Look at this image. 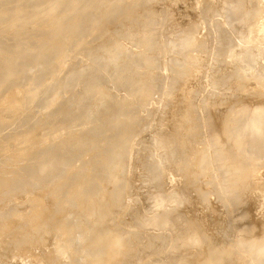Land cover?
Returning <instances> with one entry per match:
<instances>
[{
    "label": "rangeland",
    "instance_id": "obj_1",
    "mask_svg": "<svg viewBox=\"0 0 264 264\" xmlns=\"http://www.w3.org/2000/svg\"><path fill=\"white\" fill-rule=\"evenodd\" d=\"M3 1L8 4L12 2V0ZM25 1L27 2V0ZM228 1L229 0H154L152 2L153 7L150 9L157 16H159L160 26L154 30L156 35L148 45L149 47L146 46L148 48L145 46L140 47V44H138L135 39H127L126 36L121 35L120 32L122 29V22L128 19H137L142 17L145 14V9H140L135 5H131L129 8H125V10L122 11V15L119 17L121 20L115 17L113 19H109L107 22L98 23V25L92 28L94 30H91V33L89 32L88 35H86V33L84 34L83 43L79 46H75V42H70L62 48L60 60L65 59L68 54L71 55V57L65 61L66 65H64L61 72L55 73V75H52L51 78L45 77V79H40L37 82L32 79V81H34L32 84L36 86V90L38 91L41 89L43 90L45 86L52 85V87L46 90L45 94L46 97L50 95L54 96L55 105H51L54 109L49 106L47 112L46 107L42 109L44 106H38L39 103L36 102V100L28 98L27 90L23 91L22 95L17 93L15 89L17 87L18 78L20 77L19 74L13 72L11 77L5 78V81H0V87L3 86L0 88V93L3 90H7V95H16L20 101L19 104L15 105L11 109H8L10 108V106H8L9 104H5L0 101L4 104V106L0 108V264H80L81 262V264H85V261L83 262V258L86 259L88 249H84L82 253H73L68 251L63 252V248L67 247V243L65 242H68L70 238L73 243L72 248L74 247L71 250L74 252H76L75 250L79 251L78 248L81 247L83 241L81 242L76 238L81 235L78 232L85 234V229L88 230L90 228L89 226H95L92 219L93 216L97 215L94 214H100L104 223L102 222L99 225L100 230L98 232L95 230L87 242L93 244L92 246L89 244L91 247L102 243L99 240L101 237L99 235L105 230V232L112 230L116 234L121 235V242H123L121 243L120 249L123 248L124 252L122 256H119L118 259L115 260L117 264H178L176 261H179L181 256L186 257L190 254L191 256H194V259L196 260L194 264H229V262H231L230 264H237V261L240 262L238 264H264V262L261 263L259 253L258 255L255 253V259H253L250 253L246 250L249 248L247 245H249L251 241L255 243L258 241L264 243V200L261 198V187L264 186V155L260 159H256L254 161L255 170L250 178V181L244 187L245 189H238L234 192V198H227L226 202L216 195L215 191L217 186L213 185L208 180V176L212 174L210 173L212 170L208 168L210 167V164L206 162L204 164V168L202 167L203 170H201L202 168L197 165V160H199L200 155L204 152L206 153L209 148L211 150V147L208 146L211 137L215 135L216 132L219 135L221 134V130L227 118L225 115H228V108L230 110H240L244 105L245 107L248 105L252 107L262 104L264 106V85L262 84L264 81V0H244L246 9L242 11L246 21H241V24L233 23L232 25L226 27L221 24V22L225 17V10L229 8ZM256 1H258L257 4ZM112 2L113 0H98L96 8H102L104 5L107 6ZM251 4H253V7ZM176 7H178V9ZM119 9H122L121 6H119ZM246 10H248L247 15L245 13ZM245 15L247 17H245ZM0 16L2 17L1 14ZM11 19L13 20V18ZM22 20H17V22L20 21L19 23L13 20V25L17 27L20 24L22 26L24 24V20ZM252 20L256 21L253 22ZM1 28L2 26L0 25V29ZM16 30L17 31H12L17 33L21 29L18 30V28H16ZM22 30L27 32V28L25 30L23 28ZM9 34L10 33L2 34L0 31V39L3 40L2 43L8 44L6 48L3 47L0 49V53L2 54V57L0 55V64L10 60L11 51L8 49L13 46L12 44H16V42L11 41V34ZM19 34L23 36L24 33L21 31ZM112 34L116 37L115 40L118 42V45L124 48V54L121 59H125L127 56L137 52L149 56L153 65L146 69V79L151 77V81L153 80L151 88L154 90V93L150 94L147 100H145L148 101L146 107L136 108V110L130 107L122 108H130L128 112H125L126 115L123 117L126 119V122L124 124H119L116 128H113V130L109 129L107 131L104 129L106 127H100L105 124L102 122L103 118H101L105 114L102 106L97 109L98 112L96 111L93 113L94 115H91L94 118L91 116L88 117V115L85 114L81 116L82 119L80 121L75 118L64 117L66 109L63 107L72 102L71 100V102L69 101L70 103H67L66 101H68V98L72 99L73 96L68 95L67 97L66 94H63L64 92L62 89L55 90L54 88H56L59 83L61 84V81L64 79L67 72L68 75L70 74L73 76V82L80 79L83 73H85V75L88 74L85 71L86 68L89 67V65H87L89 62H85V56L90 54L91 51L96 53L102 47L100 45L101 43L102 45H105L106 43L108 44L111 40L110 38L113 37L111 36ZM183 34H186L185 36L189 35L192 41V46L191 48L189 47V52L186 53L187 57L190 59H188L187 62L189 67H187L186 74L177 79L174 84L175 87L173 86L174 89L172 88V92L170 94H166L162 91L165 90L169 84V79L173 73L170 70L172 65L171 56L173 55V52L170 51L169 53H166L165 51L166 48L170 47L169 45L172 44L173 40H175L174 36L176 38L177 36L180 38ZM237 35H242L244 38L238 39L234 44H232L233 42L230 41V38L239 37ZM19 37L20 36H17L16 38L19 39ZM105 37H107V39ZM29 39L31 41L32 37ZM217 39H228L231 47L222 50L221 53L215 52L214 46L218 41ZM29 46L31 47V45ZM23 48L27 49L26 45H24ZM73 49L74 53L72 52ZM246 49L253 51L251 60H248L246 56L244 57L242 55L243 50ZM56 50L51 51L50 54L55 55ZM183 55L180 54L179 57L183 58ZM54 58L55 56L52 57V59ZM4 59L5 61H2ZM31 60L32 61L30 62L28 60L27 63H33V65H35V69L43 73L45 72L44 69L53 65L40 61L37 56ZM170 60L171 62H169ZM204 62H206V64ZM189 64H191V66ZM235 64L237 67H235ZM218 67H220L219 70L222 72L221 74L235 71V68H237L238 72L236 76L229 78L226 83L217 84L218 89H213L208 83L213 74V70H216ZM106 70L109 71L107 73H104L105 70L100 71L102 78H105V76L111 72L109 68ZM33 71H35L33 66L30 68L26 67L24 68L22 74L26 78L28 76L31 77ZM89 72L92 73L96 71H92L91 69ZM228 87H230V89ZM187 88L190 89L187 90ZM186 90L187 92H185ZM56 91L58 93H55ZM111 93H113L111 101L116 102V100L123 95L124 89L123 91L115 89L111 91ZM187 93L190 95L189 98L187 97ZM167 96L170 100H167ZM204 100H207L208 105L210 104L206 110H204L201 105ZM45 101L47 102V100ZM100 101H102V99ZM145 101H142V106L145 105ZM56 104L58 105L56 106ZM69 106H71V104ZM69 106H67V109H70ZM73 107L71 109L75 110ZM87 108V105L85 107L81 105L76 110L80 111ZM48 112L51 115L45 116ZM136 117L138 120L135 124H139V127L137 128L133 127L135 124L131 123V121ZM95 118L99 119L98 125H96L97 120ZM222 119L223 122L221 121ZM28 124L31 127H29V129H27ZM89 127H98V129H103L104 131L102 130L101 132V130H99L95 132L90 130ZM215 127L217 129H215ZM157 129L158 132H161V134L158 132L156 133ZM246 130H250L249 133H254L253 128L248 127ZM246 130L243 129L242 133ZM94 136L96 139H94ZM152 137H154V139H162V148L155 147L153 142H151ZM219 138L221 139V137ZM70 139L78 140V143L86 141L85 143H87V148L82 152H79L78 148L76 150L67 149L66 145L69 144L68 141ZM199 140L202 144L204 143L203 141L206 140V143L204 144L207 146L200 143V147ZM61 144L64 145L61 146ZM83 144L84 143H81L78 147L81 148ZM197 146L199 148H197ZM240 148L241 147L237 149ZM89 149L90 151H88ZM21 151L24 155H22ZM51 151H53L54 157L59 162L58 165L62 164V166H66L59 174H53L45 180L38 179L37 183H34V185H27V183H25L27 182V174H29L27 173V169H32L40 164L43 165L45 162L44 160L47 159L45 153ZM25 152H27V154ZM25 154L28 156L26 157ZM149 154H152L151 156L155 158H159V165L156 161V167H154L152 171L148 170L149 164L147 160L150 157ZM194 154L195 156L197 155V158ZM221 154L222 153H220V155ZM21 155L24 156V158ZM160 157L167 158L160 159ZM116 158L118 160H116ZM28 162L30 163L28 164ZM47 162H45L46 164H44V166L48 165ZM31 163L33 165H31ZM215 167L216 166H214V168ZM226 167L228 170L226 172V177L230 180H234L236 177L235 164H227ZM4 168L7 170H4ZM21 168H23L24 171ZM89 168L92 169L90 170ZM194 168L195 170H193ZM8 169H10V171ZM177 170L180 171L178 172ZM197 172L200 174H197ZM113 175L116 176L114 177ZM25 176L26 181H24ZM186 178L191 180L188 181ZM56 179H58V181ZM79 180L81 182H79ZM105 180H108V183H105ZM112 180L115 181L112 182ZM91 181L95 182L92 184ZM51 183H55L53 188L52 186L49 187ZM210 183L212 184L211 186L209 185ZM103 184H105V186ZM190 184L192 186H189ZM43 185L45 188H43ZM51 189H53L52 193ZM124 189L126 190L125 192ZM200 189H207L208 192L206 194H202V190ZM39 190L43 193V205L42 200L38 201V197L36 196V194L40 193ZM162 190L165 191L163 192ZM107 191H111L112 193L108 192V194ZM118 192L120 195L116 194ZM174 193H179L180 195L178 194V196H174ZM53 195L56 197L60 196L58 198L60 200L57 201L56 199H53ZM75 196H77V198ZM92 197L95 198V200L93 199L92 201ZM118 197L120 200L117 199ZM163 197L165 200L162 203H159V200ZM173 197H180L182 199V203L177 204L172 202L171 200ZM67 201L69 202L67 203ZM40 202L41 204L38 206L36 203ZM108 204L109 206H112V208L110 207V211V208L108 209ZM92 205L93 208L91 210ZM94 206H96V208H94ZM41 207L46 208L44 213H42L43 211H39ZM34 208H38L37 212H35V214L33 213V216H31L32 214L29 215V209L31 212ZM57 208L59 209V212ZM162 209L164 212L170 213L171 215V219H168L167 223H160V225H158V218L145 221V218L148 215L162 212ZM72 210H74V212H72ZM88 210L89 212L91 210V212L89 213ZM107 210L110 215L107 214ZM76 212L77 214H74ZM78 213L80 214L79 216ZM45 214L47 215V218L44 217L46 216ZM60 214H63V217L60 216ZM105 216L107 218H105ZM215 216L217 218H215ZM109 218V223H107L108 221L105 222ZM31 220H33V223ZM111 220L113 221L111 222ZM117 220L118 224L116 223ZM143 221L145 223L142 224L141 222ZM35 225L37 227H35ZM116 225L119 228L122 225L123 227H121L120 230ZM11 226H13L12 229ZM23 226L26 228H23ZM59 229H62V231L64 230L63 232H65V236L61 232L60 234L58 231H54ZM189 229L193 232L195 231L197 233V237L201 236L200 239L203 238L201 240L203 243L189 244L188 241L185 240V237H183V231ZM25 231L28 232L26 233ZM53 233L55 234L53 235ZM15 236L17 238H15ZM240 237H243L244 240L249 241L250 243L248 242V244H243L241 246L238 245L237 242ZM229 240L232 241V243ZM32 241L33 245L30 246ZM124 241H126V244ZM26 244L27 246H25ZM123 244H125V247ZM90 246H88L89 249ZM16 248L20 249L17 251ZM193 248L196 249L193 251ZM48 252L51 254L52 258L47 256ZM55 257L58 258L55 259ZM235 258L237 260H235ZM114 262L112 264L116 263Z\"/></svg>",
    "mask_w": 264,
    "mask_h": 264
},
{
    "label": "bare ground",
    "instance_id": "obj_2",
    "mask_svg": "<svg viewBox=\"0 0 264 264\" xmlns=\"http://www.w3.org/2000/svg\"><path fill=\"white\" fill-rule=\"evenodd\" d=\"M6 1V0H5ZM11 1V0H10ZM98 0H27V2L25 0H12V2H10V4L5 3L3 0H0V14L2 15V17L0 16V25L2 26V28L0 29V31L3 33H10V38L12 39L11 41L16 42V44H12L13 46L11 48H9L8 50L11 51V56H10V60L2 62V64H0V81L4 80L5 78L11 77L12 73H16L20 75V79L18 78L17 81V87H16V91L18 94H23V91L27 90V95L28 98L31 100H36V102L39 103L38 106H44L42 107L45 108L46 107V112L48 111L47 109L49 108V106H54L55 105V101L53 98V95H50L48 97H46V90L50 87H52V85H48L45 86L43 88V90H36V86H34V84H32V82H37L40 79H45V77H49L51 78L52 75H55V73L61 72L63 70V67L65 64V61L68 60L71 55H67V57L65 59H61V51L62 48L65 47L67 44H69L70 42H75V46H79L81 43H83V36L86 33V35L89 34V32L91 33V30L93 27H95L96 25H98V23H103V22H107L109 19H113V18H117L120 19L119 17L122 15V11L125 10V8H129V6L131 5H135L140 9H145V14L142 17H139L137 19H128L125 20L124 22L121 23V35H125L126 38H133L137 41L138 44H140V47L142 46H148L151 43V40H153V37H155L156 33H155V29L158 28L160 26V20H159V16H157L154 12H152V10L150 8L153 7V1L154 0H113V2L109 5H104L102 8L98 7V9L96 8V4H97ZM175 1V0H174ZM251 1V0H250ZM224 2V1H223ZM258 1H256L257 4ZM14 3V4H13ZM251 3V2H250ZM101 4V3H99ZM249 4V3H248ZM260 4V3H259ZM119 6H121V8L123 9H119ZM251 6L253 7V4H251ZM228 7L225 12H224V19L221 22V24L225 25L226 27L229 25H232L233 23L236 24H241V21H246V18H244L243 16V11L246 9V6L244 4V0H229L228 1ZM254 7H258V6H254ZM178 9V7H176ZM253 9V8H252ZM258 9V8H257ZM255 10V9H253ZM242 11V13H241ZM247 11H245L246 15H247ZM256 12V11H254ZM245 15V17H247ZM255 15V14H254ZM216 16V14H215ZM253 16V15H252ZM212 17V16H210ZM13 18V20L15 22H17V20H24V24L20 27L19 25L16 27L15 25H13V20L11 19ZM222 19V17H221ZM254 19V18H252ZM22 20V21H23ZM121 20V19H120ZM119 20V21H120ZM208 20V19H207ZM250 20V19H249ZM219 21V20H218ZM253 22L256 20H252ZM20 21H18L17 23H19ZM22 23V22H21ZM211 23V22H210ZM253 24V23H252ZM26 25V26H25ZM212 25V24H211ZM247 27V26H246ZM16 28H18L17 33H15ZM24 28V30L27 28V32H24L22 29ZM232 28V27H231ZM210 29V27H209ZM238 29V28H237ZM15 30V31H12ZM30 30V31H28ZM216 30V29H215ZM23 32V36L21 34H19L20 32ZM151 31V32H149ZM153 31V32H152ZM179 32V31H177ZM234 32V31H233ZM110 33V31H109ZM180 34V33H179ZM178 34V35H179ZM191 34V33H190ZM211 34V33H210ZM217 34V32H216ZM220 34V33H219ZM260 34V33H259ZM186 34H183L180 38L177 36V38L174 36V39L172 44L169 45V48H166V53H169L170 51L173 52L172 57V62L171 60L169 62H171V67L170 70L173 72L171 75V78L169 79L170 82L167 85V87L165 88V90H163V93L166 94H170L172 92V88L174 89L175 87V82L177 81L178 78L182 77L183 75L186 74L187 72V67L188 64V59L189 57H187V54L189 51V47L191 48L192 46V41H191V37L185 36ZM236 35V34H235ZM243 35V34H242ZM239 36V37H235V38H230V41L233 42L232 44H234L236 42V40L244 38ZM17 36H20L19 39L16 38ZM110 39V42L105 45H102V43L100 44L102 47L95 53L92 52L88 55H86L85 57V62H89L87 65H89V67L86 68V71L88 74L85 75V73L82 74V76L80 77V79H78L77 81L73 82V76H71L70 74L68 75L65 74L64 79L61 81V84L59 83L57 85L56 88H54L55 90L57 89H62L63 90V94H66V96L68 97V95H72V99L68 98V101H66L67 103L69 102L71 104V106L75 108V110H72L71 106L67 105L70 107L67 109V106L65 105L63 108L66 109V114L64 115V117L67 118H75L78 119L79 121L82 119V115H88V117H90L93 113H95L97 111V109L102 106L105 114L102 119V122L105 123L104 126H100V127H106L104 129H106L107 131L113 130V128H116L119 124H124L126 122V119H124L123 117L126 115L125 112H128V110L130 108H133L136 110V108H143L146 107L148 104L147 98L149 97L150 94L154 93V90L151 88V85L153 84L151 81V77L149 79H146L147 74H146V69L149 66H152V62L149 58L148 55L142 54L140 52L137 53H133L130 56H127L125 59H121V57L124 54V48L120 45H118V42H116V37H114V35L112 34ZM192 36V35H191ZM212 36V35H211ZM4 37V36H3ZM30 37H32L31 41H30ZM261 37V36H260ZM5 38V37H4ZM107 39V37H105ZM237 38V39H236ZM130 39V40H131ZM173 39V38H171ZM193 39V38H192ZM34 40V41H33ZM218 40V39H217ZM2 39H0V49H2L3 47L6 48V46H8V44H3L2 43ZM7 41V40H6ZM33 41V42H32ZM10 42V40H9ZM32 42V43H31ZM99 42V41H98ZM11 43V42H10ZM216 45L214 46V50L215 52L221 53L222 50L224 49H228L229 47H231L230 42H228V39H219L216 43ZM228 44H230L229 46H227ZM24 45H26L27 49H24ZM31 45V47L29 46ZM153 45V43H152ZM149 47V46H148ZM146 47V48H148ZM166 47V46H165ZM227 47V48H226ZM87 48V47H86ZM89 48V47H88ZM57 49V50H56ZM56 50V54L55 55H51V51ZM164 50V49H163ZM58 51V52H57ZM162 51V50H161ZM160 51V53H161ZM187 51V52H186ZM220 51V52H219ZM74 53V49L72 51ZM264 52V51H263ZM6 54V53H5ZM180 54H184L183 58L179 57ZM204 54V53H203ZM264 54V53H263ZM1 57L2 54L0 53ZM7 55V54H6ZM5 55V56H6ZM151 55V54H150ZM191 55V54H190ZM198 55V54H197ZM242 55L248 58V60H251V56L253 55V51H249L248 49L243 50ZM4 56V55H3ZM35 56L38 57V59H40V61H44L45 63H50L53 64L52 66H49L48 68L44 69L45 72H39L35 69V65L29 64L27 63V61L29 60L32 61L31 59H33ZM54 59H52V57H54ZM189 56V54H188ZM200 56V55H199ZM199 56H198V61H199ZM7 57V56H6ZM168 57V58H171ZM187 57V58H186ZM194 57V56H193ZM192 57V58H193ZM191 58V56H190ZM196 58V57H195ZM194 58V59H195ZM203 58V57H202ZM55 61V62H53ZM193 59V60H194ZM205 59V57H204ZM51 60V61H50ZM96 60V61H95ZM190 60V59H189ZM247 60V59H246ZM247 60V61H248ZM163 61V60H162ZM196 61V60H195ZM168 62V61H167ZM197 62V61H196ZM260 62V61H259ZM39 63V62H38ZM206 64V62H204ZM261 63V62H260ZM259 63V64H260ZM29 64V65H28ZM196 64V63H195ZM191 66V64H189ZM236 65V64H235ZM34 67L33 74L31 77H25L22 72L24 70V68L26 67ZM197 66V64H196ZM234 66V64H233ZM237 67V65L235 66ZM110 69V74L106 75L105 78H102L100 75V71H104V73H107L109 70L106 69ZM196 68V67H195ZM244 68V66H243ZM92 71H96V72H89V70ZM193 69V67H192ZM220 67L216 68V70H213V74L210 77V81H209V86L212 87L213 89H218L217 84H224L226 83L227 80H229V78H231L232 76H236L237 74V68H235V71H230L229 73H223L220 72ZM197 70V69H196ZM264 70V69H263ZM16 71V72H15ZM29 71V70H28ZM190 72V69H189ZM203 72V71H202ZM261 72V71H260ZM264 72V71H263ZM99 74V75H97ZM191 74V73H190ZM221 74V75H220ZM22 75V76H21ZM189 75V74H187ZM161 76V75H160ZM163 76V75H162ZM196 76V75H194ZM197 77V76H196ZM160 78V77H159ZM186 78V77H185ZM32 79H34V81H32ZM163 79V78H162ZM162 81V80H161ZM183 81V80H182ZM187 81V80H186ZM234 81V80H233ZM262 81V80H261ZM158 84V83H157ZM262 84L264 85V81L262 82ZM159 85V84H158ZM262 85V86H263ZM174 86V87H173ZM228 86V85H227ZM3 86H1L0 88H2ZM33 87V88H32ZM41 87V86H40ZM39 87V89H40ZM163 87V84H162ZM258 87V85H257ZM261 87V86H260ZM75 88V89H74ZM230 89V87H228ZM227 88V89H228ZM118 89V90H122L124 89V93L123 95H121L118 100H116V102L111 101L112 100V94L111 91ZM190 88H187V90ZM263 89V88H262ZM187 90L185 92H187ZM195 90V89H194ZM202 90V89H201ZM264 90V89H263ZM80 91V92H79ZM255 91V90H254ZM127 92V93H126ZM198 92V91H197ZM257 92V91H255ZM55 93H58L57 91ZM81 93V94H80ZM190 93V92H189ZM258 93V92H257ZM1 97H0V101L5 104H9L8 106H10L11 109L12 107H14L15 105L19 104L20 101L18 100V98L16 97V95L13 96H9L7 95V90H3L1 93ZM80 94V95H79ZM101 94V95H99ZM188 94V93H187ZM57 95V94H56ZM261 95V94H259ZM222 96V95H220ZM262 96V95H261ZM188 98L190 97V95L188 94L187 96ZM186 97V98H187ZM47 100V102L45 100ZM102 99V101H100ZM203 99V98H202ZM219 99V98H218ZM167 100H170L167 96ZM45 101V103H44ZM49 101V102H48ZM142 101H145V105L142 106ZM182 101V100H181ZM0 102V108H2L4 106V104H2ZM202 102V101H201ZM74 103V104H73ZM244 104V103H243ZM46 105V106H45ZM58 104H56L57 106ZM88 106L87 109H82L80 111L76 110L78 109L79 106ZM132 105V106H131ZM202 108L204 110H206V108L210 105H208L207 100H204V102L201 104ZM240 105V104H239ZM242 105V104H241ZM51 106V107H52ZM55 106V107H56ZM124 107H130L128 109H122ZM191 107V106H190ZM52 109H54L52 107ZM188 110V109H187ZM50 111V109H49ZM134 111V110H132ZM62 112V111H61ZM98 112V111H97ZM228 115L226 118V122L223 125V128L221 130V134L219 135L217 132L215 135H213L210 139V142L208 144L209 147H211L208 149V151H206V153L204 152L202 155H200L199 160H197V165L200 166V168H204V164L206 162H208L210 164V167H208L210 170H212L210 173H212L211 175L208 176V180L213 184L216 185V195L218 197H220L221 199H223L225 202L227 200V198L233 199L234 198V192H236L238 189H243L248 182L250 181V178L255 170V164L254 161L256 159H260L261 157H263L264 155V106L262 105H257V106H252L250 107L249 105L245 107V105L239 110H230L228 108L227 111ZM30 113V112H29ZM132 113V112H130ZM47 114V113H45ZM51 114L48 112L47 115L45 116H50ZM94 115V114H93ZM98 115V114H96ZM149 115V114H148ZM44 116V115H43ZM42 116V117H43ZM224 116V117H225ZM41 117V116H40ZM80 117V118H79ZM92 117V116H91ZM96 117V116H95ZM130 117V115H129ZM94 118V117H92ZM91 119V118H90ZM96 119V118H95ZM132 119V118H131ZM225 119V118H224ZM97 124L98 125V121L99 119H96ZM137 117L134 118L131 123L135 124V122L137 121ZM40 121V120H39ZM115 121V122H114ZM223 122V119L221 120ZM89 122V121H87ZM34 123V122H32ZM31 123V124H32ZM42 123V122H41ZM36 124V123H35ZM222 124V123H221ZM33 125V124H32ZM43 125V124H42ZM41 125V127L43 128V126ZM84 125V123H83ZM95 125V124H94ZM146 125V124H145ZM90 126V125H89ZM253 128L254 133H249V131L246 130V128L248 127ZM26 127V125H25ZM29 124H28V128L29 129ZM34 127V125H33ZM32 127V128H33ZM133 127L137 128L139 127V124H135L133 125ZM21 128V127H20ZM31 128V127H30ZM41 128V129H42ZM26 129V130H27ZM90 130L93 131H99L101 129H98V127H89ZM215 129H217L215 127ZM243 129H245L246 131L244 133ZM24 130V129H22ZM103 130V129H102ZM101 130V132H102ZM21 131V130H20ZM31 131V130H29ZM38 131V130H37ZM104 131V130H103ZM217 131V130H216ZM220 131V130H219ZM18 132V131H17ZM28 132V130H27ZM60 132V130H59ZM70 132V131H69ZM158 132V129L156 131V133ZM19 133V132H18ZM21 133V132H20ZM61 133V132H60ZM161 134V132H158ZM36 134V132H35ZM78 134V133H77ZM86 134V133H85ZM95 134V133H94ZM214 134V133H213ZM79 135V134H78ZM87 135V134H86ZM100 135V134H99ZM211 136V135H210ZM10 137V136H9ZM28 137V136H27ZM95 137V136H94ZM127 137V135H126ZM221 137V139L219 138ZM44 138V137H43ZM89 138V137H88ZM130 138V137H129ZM26 139V138H25ZM24 139V140H25ZM29 139V138H27ZM47 139V138H45ZM96 139V137L94 138ZM93 139V140H94ZM207 139V138H206ZM125 140V139H124ZM153 142V144L155 145V147L157 148H162V142H161V138H156L154 139V137H152L151 139ZM28 141V140H27ZM40 141V140H39ZM206 141V140H205ZM205 141H203L204 143H206ZM31 142V141H30ZM29 142V143H30ZM46 142V141H44ZM69 144H67V149H74L76 150L77 148L79 149V152L84 151L87 148V143H85L84 141H81L80 143H78V140H73L70 139ZM208 142V141H207ZM28 143V144H29ZM67 143V142H66ZM78 143V144H77ZM81 143H84L81 148L78 147L81 145ZM200 140H199V144H200ZM202 144L204 146H207L205 144ZM152 144V143H151ZM200 144V147H201ZM64 144H61V146ZM26 146V145H25ZM41 146V145H40ZM55 146V144H54ZM150 146V145H149ZM241 147L240 149H237ZM22 148V147H21ZM39 148V147H38ZM42 148V146H41ZM46 148V147H44ZM116 148V147H115ZM197 148H199L197 146ZM208 148V147H207ZM82 149V150H80ZM99 149V148H98ZM26 150V149H25ZM29 150V149H27ZM44 150V149H43ZM95 150V149H94ZM40 151V150H39ZM90 151V149L88 150ZM93 151V150H92ZM91 151V153H92ZM196 151V149H195ZM22 152V151H21ZM20 152V153H21ZM77 152V153H79ZM152 152V151H151ZM162 152V151H161ZM160 152V153H161ZM203 152V151H202ZM27 154V152H25ZM34 153V151H33ZM88 153V152H87ZM149 153V152H148ZM153 153V152H152ZM220 153H222V157L220 155ZM25 154V156H26ZM47 156L46 160H44L45 162L48 163V165L44 166V164H46L44 162V164H40L39 166L37 165V167H33L32 169H27V185L31 184L34 185V183H37L38 179L40 180H45L46 178H49L51 175L53 174H59L61 172V170L66 166H62V164L58 165L59 162L57 161V159L54 157L53 155V151L45 153ZM90 154V152H89ZM22 155L23 152H22ZM21 155V156H22ZM33 155V154H32ZM36 155V154H35ZM39 155V154H38ZM150 155V154H149ZM152 155V154H151ZM149 157V159L147 160L148 162V170L152 171L154 169V167H156L155 162L157 161L158 165H159V158H155L153 156ZM154 155V154H153ZM210 155V156H209ZM28 156V155H27ZM26 156V157H27ZM123 156V155H122ZM195 156V154H194ZM197 156V155H196ZM195 156V157H196ZM24 158V156H22ZM111 157V156H110ZM147 157V156H146ZM194 157V158H195ZM122 158V157H121ZM125 158V157H124ZM123 158V159H124ZM167 157H163L160 159H166ZM193 158V159H194ZM197 158V157H196ZM195 158V160H196ZM31 159V158H29ZM37 159V157H36ZM264 159V158H263ZM26 160V159H23ZM115 160V159H114ZM116 160H118L116 158ZM104 161V160H103ZM260 161V160H259ZM31 162V161H30ZM28 162V164L30 163ZM61 162V161H60ZM33 163V162H32ZM31 163V165H33ZM111 163V162H110ZM27 164V163H26ZM25 164V165H26ZM86 164V163H85ZM97 164V163H96ZM192 164V163H191ZM227 164H235L236 166V177L234 180H230L226 177V172ZM35 165V162H34ZM51 165V166H50ZM73 165V164H72ZM88 165V164H87ZM22 166V165H21ZM28 166V165H27ZM90 166V165H88ZM87 166V167H88ZM97 166V165H96ZM118 166V165H117ZM197 166V167H198ZM214 166H216L214 168ZM23 167V166H22ZM85 167V166H84ZM160 167V166H159ZM191 168V167H189ZM188 168V169H189ZM203 168L201 170H203ZM6 168H4L5 170ZM23 170V168H21ZM20 169V170H21ZM90 170L92 168H89ZM118 169V168H117ZM7 170V169H6ZM10 171V169H8ZM26 170V169H25ZM77 170V169H76ZM82 170V169H81ZM88 170V169H87ZM86 170V171H87ZM113 170V169H112ZM195 170V168L193 169ZM197 170V169H196ZM14 171V170H12ZM17 171V170H16ZM24 171V170H23ZM36 171V172H35ZM79 171V170H78ZM85 171V173H86ZM118 171V170H117ZM178 171V170H177ZM180 171V170H179ZM178 171V172H179ZM190 171V170H189ZM192 171V170H191ZM20 172V171H18ZM99 172V171H98ZM188 172V171H186ZM193 172V171H192ZM7 173V172H6ZM9 173V172H8ZM22 173V172H20ZM77 173V172H76ZM83 173V172H82ZM90 173V172H88ZM150 173V172H149ZM184 173V172H183ZM14 174V173H13ZM97 174V173H96ZM95 174V175H96ZM99 174V173H98ZM186 174V173H185ZM196 174V172H195ZM197 174H200L197 172ZM12 175V172H11ZM10 175V176H11ZM192 175V173H191ZM220 175V176H219ZM2 176V175H1ZM88 176V175H87ZM114 177L116 175H113ZM193 176V175H192ZM195 176V175H194ZM199 176V175H198ZM201 176V175H200ZM9 177V176H8ZM23 177V176H22ZM64 178V177H62ZM67 178V177H65ZM92 178V177H90ZM97 178V177H96ZM161 178V177H160ZM190 178V177H189ZM187 179L186 180H191V179ZM26 181V176L24 178ZM68 179V178H67ZM93 179V178H92ZM203 179V178H202ZM8 180V179H7ZM58 181V179H56ZM95 180V179H94ZM98 180V179H97ZM109 180V179H108ZM108 180H105V183H108ZM116 180V179H115ZM115 180H112L115 181ZM160 180V179H159ZM158 180V181H159ZM197 180V179H196ZM199 180V179H198ZM15 181V179H14ZM55 181V182H57ZM63 181V180H62ZM200 181V180H199ZM16 182V181H15ZM79 182H81L79 180ZM92 184L95 181H91ZM89 182V183H91ZM101 182V181H99ZM161 182V181H159ZM58 183V182H57ZM61 183V182H60ZM125 183V181H124ZM194 183V181H193ZM192 183V184H193ZM209 184L210 186L212 184ZM16 184V183H14ZM42 184V183H40ZM44 184V183H43ZM63 184V182H62ZM61 184V186H62ZM100 184V183H99ZM189 184V183H188ZM187 184V185H188ZM198 184V183H197ZM201 184V183H200ZM199 184V185H200ZM26 185V186H27ZM39 185V184H38ZM37 185V186H38ZM55 185V183H51V185H49V187ZM105 186V184H103ZM112 185V184H111ZM194 185V184H193ZM36 186V187H37ZM87 186V185H86ZM84 186V187H86ZM97 186V185H96ZM109 186V185H108ZM189 186H192L191 184ZM198 186V185H197ZM201 186V185H200ZM205 186V185H204ZM4 187V186H3ZM80 187V186H78ZM91 187V186H90ZM181 187V186H180ZM179 187V188H180ZM199 187V186H198ZM202 187V186H201ZM31 188V187H30ZM29 188V189H30ZM34 188V187H33ZM38 188V187H37ZM43 188L44 185H43ZM47 188V185H46ZM103 188V187H102ZM118 188V186H117ZM162 188V186H161ZM187 188V187H186ZM197 188V187H196ZM28 189V188H27ZM50 189V188H49ZM119 189V188H118ZM245 189V188H244ZM38 190V189H37ZM41 190V188H40ZM39 190V191H40ZM47 190V189H46ZM51 189V193H52ZM76 190V189H75ZM82 190V189H81ZM80 190V191H81ZM85 190V189H84ZM109 190V189H107ZM173 190V189H172ZM202 190V194H206L208 192V190L206 191L205 189H200ZM210 190V189H209ZM262 190V195L261 198L262 200H264V186L261 187ZM26 191V190H25ZM38 191V192H39ZM79 191V192H80ZM104 191V190H103ZM126 190L124 189V192ZM163 191V190H162ZM165 191V190H164ZM163 191V192H164ZM244 191V190H243ZM37 192V193H38ZM45 192V190H44ZM105 192V191H104ZM109 191H107L108 193ZM111 192V191H110ZM109 192V193H110ZM128 192V191H127ZM200 192V191H199ZM106 193V194H107ZM108 193V194H109ZM112 193V192H111ZM166 193V192H165ZM42 192L40 191V193L36 194V196L38 197V201L42 200ZM105 194V195H106ZM117 195H120V193H116ZM174 196H178V194L174 193ZM212 194V193H211ZM240 194V193H239ZM48 195V194H47ZM96 195V194H95ZM180 195V194H179ZM78 196V195H77ZM77 196H75L77 198ZM116 196V195H115ZM214 196V195H213ZM60 196H55L53 195V199H56L57 201H59L60 199H58ZM80 197V196H79ZM99 197V196H98ZM112 197V196H111ZM184 197V196H183ZM226 197V198H225ZM75 198V199H76ZM100 198V197H99ZM103 198V197H102ZM106 198V197H105ZM164 198V197H163ZM161 198L159 200V203H162L165 198L163 199ZM172 198V197H171ZM216 198V197H215ZM51 199V198H50ZM67 199V198H66ZM93 199L95 200V198L92 197V201ZM104 199V198H103ZM119 199V197L117 198ZM105 200V199H104ZM108 200V199H107ZM115 200V199H114ZM120 200V199H119ZM169 200V199H168ZM202 200V199H201ZM43 201L42 200V205H43ZM74 201V200H72ZM172 202H175L177 204L182 203V199L180 197H173V199L171 200ZM207 201V199H206ZM220 201V200H219ZM26 202V201H25ZM28 202V201H27ZM37 202V201H36ZM69 201H67L68 203ZM90 202V200H89ZM113 202V199H112ZM118 202V201H116ZM115 202V204H116ZM72 203V202H71ZM109 203V202H108ZM23 204V203H21ZM32 204V202H31ZM41 204L40 203H36ZM54 204V203H53ZM93 204V203H92ZM114 204V203H113ZM167 204V203H166ZM176 204V205H177ZM48 205V204H47ZM58 205V204H57ZM62 205V204H61ZM120 205V204H119ZM168 205V204H167ZM174 205V204H172ZM171 205V206H172ZM227 205V204H226ZM261 205V204H260ZM31 206V205H30ZM36 206V205H35ZM41 206V205H40ZM59 206V205H58ZM64 206V205H63ZM97 206V205H96ZM96 206H94V208H96ZM109 206V204H108ZM123 206V205H122ZM121 206V207H122ZM170 206V204H169ZM228 206V205H227ZM257 206V205H256ZM66 207V205H65ZM91 207V206H90ZM112 208V206H109V208ZM119 207V206H118ZM18 208V207H17ZM33 208V207H32ZM31 208V209H32ZM40 208V207H38ZM37 208V209H38ZM52 208V207H51ZM69 208V207H68ZM72 208V207H71ZM86 208V207H85ZM93 208V205L91 207V210ZM111 208L109 209V211L111 210ZM117 208V207H115ZM28 209V208H27ZM37 209H33L30 212L29 215L33 216L35 214V212H37ZM46 208H42L39 209V211H43L42 213H44V210ZM60 209V207H59ZM59 209L57 208L58 212ZM73 209V208H72ZM83 209V208H81ZM89 209V208H88ZM114 209V208H113ZM169 209V208H168ZM55 210V208H54ZM61 210V209H60ZM90 210V212H91ZM119 210V209H118ZM117 210V212H118ZM24 212V210H23ZM52 212V210H51ZM63 212V209H62ZM61 212V213H62ZM72 212H74V210H72ZM89 212V210H88ZM89 212V213H90ZM163 212V213H162ZM162 212H158V213H154L151 215H148L145 218V221H148L149 219H159V223L158 225H160V223H167L168 219H171V215L170 213L164 212V210L162 209ZM34 213V214H33ZM41 213V214H42ZM46 213V212H45ZM120 213V212H119ZM16 214V213H15ZM59 214V213H58ZM74 214H77L74 213ZM86 214V213H85ZM107 214L110 215V213L107 210ZM25 215V214H24ZM46 215V214H45ZM49 215V214H48ZM63 215V214H62ZM60 214V216H62ZM71 215V214H69ZM68 215V216H69ZM80 214L78 213V216ZM88 215V214H87ZM97 216H93V221L95 224V226H89L90 228L87 230L85 229V234L81 233V232H77L80 233V236H77L76 238L79 239L81 242L83 241V243L81 244V247L78 248L79 251L75 250L76 252L72 251V242L69 238L68 242L66 241L65 243H67V247L63 248V252L64 251H68V252H73V253H79L84 250V249H88V255L85 258H83V262L85 261V264H112L116 259H118L119 256H122L124 250L123 248L120 249L121 247V235L116 234L114 231H109V232H103L99 235L100 237V242L99 244H96L95 246L91 247L93 244L88 243L87 241L89 240V238H91L90 236L92 235V233L96 230L97 232L100 230L99 229V225L104 221L103 218L101 217L100 214H94ZM118 215V214H117ZM120 215V214H119ZM10 216V215H9ZM53 216V215H52ZM67 216V217H68ZM86 216V215H85ZM90 216V215H89ZM107 216V215H106ZM105 216V218H107ZM22 217V216H21ZM25 217V216H24ZM47 218V215L44 216ZM59 217V216H58ZM63 217V216H62ZM61 217V218H62ZM70 217V216H69ZM92 217V216H91ZM122 217V215H121ZM151 217V218H150ZM12 218V217H11ZM45 218V219H46ZM49 218V217H48ZM57 218V217H56ZM60 218V219H61ZM119 218V217H118ZM215 218H217L215 216ZM220 218V217H219ZM8 219V218H7ZM18 219V218H17ZM113 219V218H111ZM15 220V219H14ZM23 220V219H22ZM59 220V218H58ZM106 220V219H105ZM109 220H106L105 222L109 223ZM120 220V219H119ZM126 220V219H125ZM203 220V219H202ZM10 221V219H9ZM8 221V222H9ZM17 221V220H16ZM33 223V220H31ZM57 221V220H56ZM66 221V220H65ZM113 220H111L112 222ZM222 221V220H220ZM55 222V221H54ZM60 222V221H59ZM110 222V223H111ZM125 222V221H124ZM206 222V221H205ZM209 222V221H207ZM15 223V222H14ZM21 223V222H20ZM67 223V221H66ZM104 223V222H103ZM118 224V220L116 222ZM123 223V221H122ZM142 224L145 223L144 221L141 222ZM226 223V222H225ZM2 224V223H1ZM35 224V223H34ZM38 224V223H37ZM36 224V225H37ZM42 224H43V219H42ZM87 224V223H86ZM208 224V223H207ZM213 224V223H212ZM219 224V223H218ZM7 225V224H6ZM12 225V223H11ZM16 225V224H14ZM35 225V227H37ZM92 225V224H91ZM126 225V224H125ZM259 225V224H257ZM44 226V225H41ZM87 226V225H86ZM105 226V225H104ZM117 226V225H116ZM115 226V227H116ZM121 226V225H120ZM127 226V225H126ZM227 226V225H226ZM232 226V225H231ZM13 226H11L12 229ZM34 227V225H33ZM63 227V226H62ZM101 227V226H100ZM112 227V224H111ZM118 227V226H117ZM123 227V225L121 226ZM120 227V228H121ZM207 227V226H206ZM233 227V226H232ZM258 227V226H257ZM15 228V226H14ZM13 228V229H14ZM23 228H26L23 226ZM43 228V227H42ZM41 228V229H42ZM107 228V226H106ZM119 228V227H118ZM119 228V229H120ZM126 228V227H125ZM187 229V228H186ZM202 229V227H201ZM227 229V228H226ZM37 230V229H36ZM73 230V229H72ZM104 230V229H102ZM121 230V229H120ZM204 230V229H203ZM257 230V229H256ZM10 231V230H9ZM54 231H58L59 233L61 232L62 234H64L65 232L62 231V229L59 230H54ZM130 231V230H128ZM226 231V230H225ZM253 231V230H252ZM255 231V230H254ZM12 232V231H11ZM23 232V231H22ZM26 232V231H25ZM28 232V231H27ZM26 232V233H27ZM39 232V231H37ZM45 232V231H44ZM53 232V231H52ZM67 232V231H66ZM101 232V231H100ZM195 232V231H194ZM192 230H184L183 231V237H185V240L188 241V243H203V241H201L202 239L201 236L197 237V233L195 234ZM40 233V232H39ZM60 233V234H61ZM96 233V232H95ZM94 233V234H95ZM216 233V232H215ZM8 234V232H7ZM6 234V235H7ZM11 234V233H10ZM13 234V233H12ZM38 234V233H37ZM51 234V233H50ZM55 233H53L54 235ZM127 234V233H126ZM125 234V235H126ZM129 234V233H128ZM199 234V233H198ZM28 235V234H27ZM52 235V234H51ZM98 235V234H97ZM124 235V236H125ZM130 235V234H129ZM128 235V236H129ZM196 235V236H195ZM219 235V234H218ZM227 235V234H226ZM3 236V235H2ZM5 236V235H4ZM18 236V235H17ZM23 236V235H22ZM32 236V235H31ZM39 236V235H38ZM45 236V235H44ZM65 236V234H64ZM121 236V237H120ZM229 236V235H227ZM238 236V235H236ZM6 237V236H5ZM8 237V236H7ZM30 237V235H29ZM41 237V235H40ZM67 237V236H66ZM127 237V236H126ZM216 237V236H215ZM220 237V236H218ZM254 237V236H253ZM257 237V236H256ZM15 238H17L15 236ZM25 238V237H24ZM65 238V237H64ZM74 238V239H76ZM97 238V236H96ZM238 238V237H237ZM246 238V237H245ZM2 239V238H1ZM93 239V238H92ZM128 239V238H127ZM222 239V238H221ZM228 239V238H227ZM43 240V239H42ZM125 240V238H124ZM205 240V239H204ZM217 240V239H216ZM26 241V240H25ZM30 241V240H29ZM70 241V242H69ZM127 241V240H126ZM126 241H124V243L126 244ZM185 241V242H186ZM224 241V240H223ZM230 241V240H229ZM91 242V241H89ZM225 242V241H224ZM227 242V241H226ZM232 243V241H230ZM249 241H246L243 239V237H240L238 240V245H246L248 244ZM95 243V242H94ZM250 243V242H249ZM91 246H90V245ZM125 244L124 247H125ZM226 244V243H225ZM33 245V241L31 243L30 246ZM36 245V244H35ZM41 245V244H40ZM59 245V244H58ZM90 246V249L88 246ZM128 245V244H127ZM195 245V244H194ZM231 245V244H230ZM229 245V247H230ZM24 246V245H23ZM27 246V244L25 245ZM29 246V247H30ZM181 246V245H180ZM179 246V247H180ZM203 246V245H202ZM249 248H247L246 250L250 253L251 257L253 259H255V256L258 255L259 253V257H261V263L264 262V243L263 242H253L251 241V243L249 245H247ZM13 247V246H12ZM34 247V246H33ZM55 247V246H54ZM53 247V248H54ZM123 247V246H122ZM199 247V246H198ZM22 248V247H21ZM27 248V247H25ZM17 251L20 249L16 248ZM196 248H193V251ZM201 249V248H199ZM234 249V248H233ZM24 250V249H23ZM16 251V252H17ZM53 251V250H52ZM232 251V249H231ZM31 252V251H30ZM180 252V251H179ZM203 252V251H202ZM9 253V252H8ZM18 253V252H17ZM67 253V252H65ZM190 253V252H189ZM256 253V255H254ZM47 255V254H46ZM63 255V254H62ZM180 255V253H179ZM182 255V254H181ZM234 255V254H233ZM50 258L51 254L48 255ZM55 256V253H54ZM82 256V255H81ZM232 256V255H231ZM45 257V256H44ZM90 257V259H89ZM46 258V257H45ZM58 257H55V259ZM233 258V257H232ZM7 259V258H6ZM40 259V258H39ZM125 259V258H122ZM121 259V260H122ZM224 259V258H223ZM234 259V258H233ZM41 260V259H40ZM46 260V259H45ZM177 260V259H176ZM175 260V261H176ZM235 260H237L235 258ZM118 261V260H117ZM123 261V260H122ZM228 261V260H226ZM225 261V262H226ZM255 261V260H254ZM259 261V260H258ZM257 261V262H258ZM36 262V261H35ZM116 262V261H115ZM114 262V263H115ZM120 262V261H119ZM178 264H194L196 262V260L194 259V256L187 255L186 257H182L179 261H176ZM229 262V261H228ZM238 263H240L239 261H237ZM48 263V262H47ZM82 263V262H81ZM80 263V264H81ZM231 262H229L230 264ZM237 263V264H238ZM259 263V262H258ZM117 264V262L115 263ZM225 264V263H224ZM244 264V263H242ZM260 264V263H259Z\"/></svg>",
    "mask_w": 264,
    "mask_h": 264
}]
</instances>
